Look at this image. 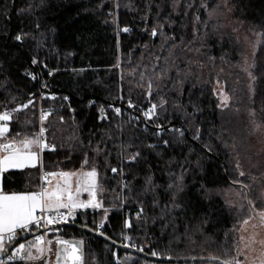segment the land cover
<instances>
[{"label":"trees","instance_id":"16d2710c","mask_svg":"<svg viewBox=\"0 0 264 264\" xmlns=\"http://www.w3.org/2000/svg\"><path fill=\"white\" fill-rule=\"evenodd\" d=\"M100 3L101 0H45V6L37 7L40 0H0V111L5 106L11 108L26 103L31 96L35 105L24 110L20 120L31 119L35 127L29 125V131H35L39 128L40 105L44 110L52 109L53 115L48 123L56 132L55 139L49 135V140L57 148L43 153L44 165L49 171H74L81 168L85 152L92 156L88 147L90 139L94 147L106 129L111 128L113 133L119 134L115 124L117 120H126L127 115L115 117L108 105L120 107L124 113L132 111L127 108V100L118 97L127 98L130 89H133V98L142 92L134 88L139 72L151 73L153 65L168 67V75L174 79L177 72L181 76L190 72L184 83L182 102L189 104L191 101L198 105L200 111L196 123L201 128L202 139L194 141L191 132H187V145L169 149L163 160L146 151V161L137 166L139 171L135 180L132 172L126 175V179L132 181V193H122L118 186L119 177L100 167L106 189L101 199L104 207L110 209L103 231L129 243L120 233L124 230L125 218L134 225L138 223L136 212L139 205L135 202V193L143 185L148 169L154 174L155 183L164 186L170 180L168 160L173 158L176 161L172 163L171 171L179 174L180 163L188 156L192 163L184 164L189 172L185 176V192L179 198L182 207L165 210L170 196L163 187L157 191L158 206L153 205L151 194L141 195L139 199L144 201L148 222L124 231L132 237L131 243L136 247L149 253L156 251L159 256L225 258V252L232 255L234 244L240 237V231L236 229L248 213L239 210L238 206L246 202L235 195L233 191H240V187L231 181L238 178L251 184V194L264 185V75L256 72L255 92L249 94L248 77L242 70L248 37L254 36L253 31L264 32V0H231L233 11H218L212 19H209L208 12L222 0H179L175 10L172 0H119L120 7L114 10L119 28L128 26L132 29L129 33L119 32V35L117 25L109 16L113 11V0H104V6L97 9ZM149 3L152 8L145 21L141 17ZM157 4L159 9L155 6ZM202 4L211 7H202ZM125 5H132L137 10L132 11ZM22 9L31 10L22 12ZM105 20L109 22L104 23ZM37 22L41 25L39 30L35 27ZM161 23L164 24L163 35L152 37V27ZM21 30L31 35L18 42L14 37ZM40 33L45 34L42 47L37 46ZM261 40L264 41V37ZM69 52L72 55H67ZM34 56L40 63H31ZM155 56H160L161 60H155ZM165 57H169L167 63ZM118 58L120 67H115ZM256 62L264 65V47L257 50ZM137 65H140L137 74L130 75ZM28 72L37 78L33 80ZM217 80L230 97L227 107L217 106L221 103L219 95L213 91ZM45 82L48 87L42 88ZM167 84L171 87V81ZM42 93L47 97L54 94L56 99H41ZM64 96L68 100H63ZM168 98L171 102L175 94L169 93ZM90 101L94 102L91 106ZM101 106L105 107L108 120L98 119ZM192 110L188 108L189 112ZM249 110L255 112L254 117L249 115ZM60 116L64 117L62 124ZM253 120L260 125L258 130H253ZM173 123L179 127L183 122L176 119ZM10 127L13 133L21 130L15 122ZM132 131H125L122 139L131 136ZM75 137H79L82 146H76ZM205 142L211 143L213 151L202 148ZM253 144L258 148L255 152ZM189 149L193 150L191 155ZM115 151L113 148L110 158L113 166L117 164ZM198 158L200 168L195 164ZM237 159L250 175L237 176ZM251 160L254 164L257 161L259 166H252ZM252 176L257 178L255 183ZM39 181L40 169L28 168L5 173L2 185L7 192L37 190ZM201 184L212 190L210 200L199 191ZM118 193L130 197L133 202L120 206V200L114 199ZM227 200H231L235 207ZM102 214V210H80L76 222L82 224L86 219L92 227L93 220L99 221ZM162 215L164 219L159 218ZM58 234L63 238L84 240V264H117L113 252H118L121 264H177L118 250L98 235L77 227H60ZM182 263L207 264L200 261Z\"/></svg>","mask_w":264,"mask_h":264},{"label":"snow or ice","instance_id":"6c2138e0","mask_svg":"<svg viewBox=\"0 0 264 264\" xmlns=\"http://www.w3.org/2000/svg\"><path fill=\"white\" fill-rule=\"evenodd\" d=\"M45 6V0H40V4L37 7ZM104 6V0L97 5V9ZM158 9L160 5H155ZM173 10L179 6V0H172ZM202 7H211L207 4H202ZM120 7L119 0H113V11L109 12V16H112L111 22L117 25L118 32L129 33L132 29L128 26L119 28L117 18L114 15V10ZM132 11L137 9L132 5H125ZM152 4L146 5L142 20L147 21L148 12L151 11ZM233 11L231 6V0H222L221 4H217L215 7H211V11L208 12L209 19L221 10ZM31 9H22L21 11H30ZM157 12V16H159ZM199 19V17H197ZM105 20L104 23H108ZM37 30L41 25L39 22L35 24ZM164 24H158L152 27L150 35L156 37L158 34L163 35L162 29ZM147 30V29H145ZM54 32V29H49ZM233 31H236L234 28ZM253 34L258 37H264V32H255ZM31 34L18 32L14 39L18 42H23ZM36 39L35 36L32 37ZM45 39V34L40 33V39L37 40V46L42 47ZM174 40L175 38L172 37ZM119 47V45H118ZM175 47V45H173ZM252 59L249 62L248 57L243 59L244 67L242 70L248 77V92L254 94L255 85L258 77L257 71H260L264 75V65H258L256 62L257 50L264 47V41L258 40L253 44ZM67 55H72L71 52ZM172 53H169L171 56ZM155 60H161L160 56H155ZM167 63L169 57L164 58ZM33 65L40 63L34 56L31 60ZM174 63V61L172 62ZM115 67H120L119 58ZM136 68H133L130 75L137 74ZM147 69V65L143 66ZM153 71L148 73L141 71L138 73L139 80L135 83L134 88L142 90L140 94H136L133 98V89L129 90L127 98L119 96L120 100H127V108L131 109V112L124 113L120 107H113L108 105L115 117L120 118L127 115V119L117 120L115 124L116 132L118 135L111 131V128L106 129L104 133L96 141L93 147V142L90 139L88 147L91 149L92 156L89 157V153H84L83 162L81 168L74 171H43L42 153L46 150L55 151L57 145L49 141L48 137L51 135L55 139V128H51L49 125V118L53 115L52 109H41L39 115V128L35 131H29V125L35 127L33 121L29 118L20 120V114L24 110L34 107L35 101L30 98L26 103L15 104V106L9 108L5 106L4 110L0 111V177H3L5 173L10 170H25L28 168H39L41 170L40 179L42 183L38 186L37 190H25V191H12L7 192L3 189V185L0 184V264H34V262H42V264H84V252L83 244L84 240H70L65 239L58 233L60 232V225H66L69 223H75L80 210H102V216L99 221L93 220V226L89 227L87 220L80 225L81 228L87 231L94 232L97 235L104 237L106 240H111V237L107 236L103 229L106 227V222L109 216V208L104 207L102 197L105 192L103 179L100 174V167L109 170L114 176H118V186L121 192L132 193V181L126 179V175L129 172L133 174V180L136 178V172L139 171L137 166L146 161V151L154 153L155 156L161 160L169 149L177 147L179 145H187L186 133L191 132L192 140L200 141L202 139V132L200 126L196 123L197 113L200 111L198 105L189 101V104L182 102L184 94V83L190 77L191 73L186 72L182 76L179 72L176 73V78H172L168 75V67L157 68V65H153ZM50 76L52 72L48 73ZM33 80L37 77L31 73H27ZM123 80L124 77L122 76ZM167 81H171V87H168ZM129 83H132L129 81ZM220 81L217 80L219 86ZM42 88H47V83L41 85ZM214 93L217 92L213 89ZM169 93L175 94V99L169 101ZM221 103L218 107H227L230 97L221 88L218 93ZM51 98L56 99L53 94L50 97L41 94V99ZM68 100L67 96L62 98ZM13 102L15 97L12 98ZM94 102L90 101L91 106ZM191 107L193 110L188 111ZM71 110V109H70ZM74 111V110H71ZM98 119L101 121L108 120L106 109L104 106L98 108ZM250 116H255L253 110H249ZM180 119L182 124L178 127L173 123V120ZM60 123H64V117H59ZM13 122L19 124L20 131L12 132L11 125ZM73 123L75 120L73 118ZM253 130H258L260 125L256 124L253 120ZM132 129V134L126 140L122 139L125 131ZM76 140V146H82V142L79 137L74 138ZM219 139V137H218ZM111 143V147L109 146ZM63 145H61L62 147ZM115 148V158L117 164L115 166L111 163L112 150ZM202 148L208 152L213 151L211 143L205 142L202 144ZM70 150L71 142H70ZM192 149H189V155L192 153ZM70 159V157H69ZM176 162L173 158L168 160L167 175L169 176V182L164 185H157L155 183L154 174L151 169H148L147 174L143 177V185L135 193V202L139 205L136 212L137 225H134L129 218H125L123 223V229H132L140 225H146L148 218L145 215L144 201L139 197L145 194H151V198L154 206H158L157 191L163 187L164 191L170 196V203L165 205V210L180 209L182 204L179 202V198L185 192V176L189 172L188 168L184 167V164L192 163L188 156H185L184 161L180 163V172L176 174L171 171L172 163ZM196 167L200 168V159L195 162ZM136 171H133V170ZM202 170V169H201ZM235 170L238 177H245L250 175L242 169V165L239 159L235 162ZM53 179H56V183L53 184ZM256 177L252 176L253 183L256 182ZM233 185H239L240 191H237L235 195L240 197L246 204H240L239 210L246 211L248 213L246 218L240 221V227L237 231H246L249 226L253 231L247 236L241 235L239 240L234 244V255H229L225 252V259L221 260L220 257H213L218 264H264V238L257 239L259 233L255 229L264 228V207H258L257 201L260 204H264V188L261 189L259 196L254 200L251 198V184H246L240 179H234L231 181ZM113 191H115L113 189ZM199 191L205 199H211L212 190L208 189L204 184L200 185ZM86 193L87 199H81V196ZM114 199L120 200V206L133 202L128 196H122L117 194ZM230 206L231 200H227ZM164 219L163 215L159 217ZM255 221L254 223H251ZM155 222V220H153ZM167 227V224H165ZM42 230V232L40 231ZM122 230L120 236L124 241L129 243L123 244V247L136 248L134 243H131L132 237L129 236L126 231ZM51 233V238H49ZM25 234H33V239L28 240ZM116 241L112 240V244ZM259 246L258 248L256 246ZM137 251L143 252V248H137ZM116 255L115 252L112 253ZM153 257L158 256L156 251H152ZM54 256V260L52 257ZM243 257V259H240ZM117 264H121L117 261Z\"/></svg>","mask_w":264,"mask_h":264},{"label":"water","instance_id":"95a60500","mask_svg":"<svg viewBox=\"0 0 264 264\" xmlns=\"http://www.w3.org/2000/svg\"><path fill=\"white\" fill-rule=\"evenodd\" d=\"M80 225H81L80 223L75 222L74 224L73 223H69V224H66V225H60L59 227L72 226V227H77V228L83 229V228L80 227ZM84 230H86V229H84ZM40 231L42 232V230H40ZM92 233H94V232H92ZM94 234H96V233H94ZM25 235H26V237L27 236H33V234H25ZM107 236H109V235H107ZM99 237H101V236H99ZM109 237H111V236H109ZM101 238H103L104 240H106L104 237H101ZM65 239L80 240V239H72V238H65ZM112 240L116 241V243L115 244H112ZM106 241L109 242V243H111L118 250H121V251H124V252H128V253H131V254L140 255V256H143L145 258L152 259V260H156V261L169 262V263H181V262L200 261V262H213V263L218 264V262L216 260L212 259V258L213 257H219V256L170 257V256H159L158 255L156 257H153L151 255V253H149L146 250H144L143 252L137 251V248H139V247H136V248H133V247H123L122 245L123 244H127V243H125L123 241H119V240H117V239H115L113 237H111V240H106ZM82 248H83V252H84V244H83ZM220 259L223 260L225 258L220 257Z\"/></svg>","mask_w":264,"mask_h":264},{"label":"rangeland","instance_id":"374dc122","mask_svg":"<svg viewBox=\"0 0 264 264\" xmlns=\"http://www.w3.org/2000/svg\"><path fill=\"white\" fill-rule=\"evenodd\" d=\"M248 50H247V53H246V56L245 57H248L249 59V62H251V59H252V51H253V44H255L258 40H261V37H258L256 35L254 36H251V37H248ZM244 67V64L242 65V68ZM223 89V91L226 93L225 91V88H224V85L223 84H219V86L217 85L216 87V90H217V94L219 93L220 89ZM227 94V93H226ZM254 145V144H253ZM253 148V151H257L258 148L255 147V145L252 147ZM250 164L254 167H258V162L255 161V164H254V161L251 160ZM3 182V177H0V184H2ZM56 183V179H53V184ZM264 188V185H261L260 189L259 190H256L255 194H251V198H253L254 200L259 196L260 194V191L261 189ZM234 193H236L237 191H233ZM101 199V197H98ZM81 199H87V194L84 193L82 196H81ZM257 204H258V207H264V204H260L259 201H257ZM255 221L251 222V223H254ZM247 227V230L246 231H240V236L243 235L245 237H247L252 231L253 229L249 226H246ZM256 232L259 233V236L257 237V239H261V238H264V228H257L255 229ZM257 248L259 247L258 245L256 246ZM235 252L233 251L232 255H234ZM54 257V256H53ZM52 257V259H53ZM240 259H243V257H240ZM177 264H183L182 262L181 263H177ZM207 264H216V263H213V262H207Z\"/></svg>","mask_w":264,"mask_h":264},{"label":"built area","instance_id":"2783aa9c","mask_svg":"<svg viewBox=\"0 0 264 264\" xmlns=\"http://www.w3.org/2000/svg\"><path fill=\"white\" fill-rule=\"evenodd\" d=\"M41 109H44L41 105H40V108H39V115H40V110ZM48 139H49V137H48ZM50 141V140H49ZM52 142V141H51ZM53 143V142H52ZM46 151H49V150H46ZM45 152V151H44ZM43 152V153H44ZM43 153H42V160H43ZM43 171H49L46 167H45V165H44V160H43ZM40 176H41V170H40ZM42 183V181H41V179H40V181H39V185ZM116 258H117V261H120L121 263H122V260H121V258L118 256V252H116Z\"/></svg>","mask_w":264,"mask_h":264},{"label":"crops","instance_id":"0c3cea01","mask_svg":"<svg viewBox=\"0 0 264 264\" xmlns=\"http://www.w3.org/2000/svg\"><path fill=\"white\" fill-rule=\"evenodd\" d=\"M28 190V189H27ZM21 191H25V190H21ZM28 240H32L33 239V236H27L26 237ZM53 260H54V257H53Z\"/></svg>","mask_w":264,"mask_h":264}]
</instances>
